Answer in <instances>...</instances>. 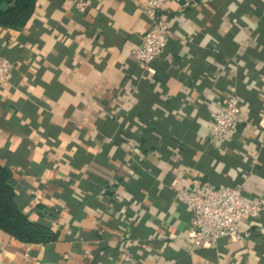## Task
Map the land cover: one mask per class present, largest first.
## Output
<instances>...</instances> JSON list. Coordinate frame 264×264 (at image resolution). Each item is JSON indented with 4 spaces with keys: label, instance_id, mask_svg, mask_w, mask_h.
Segmentation results:
<instances>
[{
    "label": "crops",
    "instance_id": "crops-1",
    "mask_svg": "<svg viewBox=\"0 0 264 264\" xmlns=\"http://www.w3.org/2000/svg\"><path fill=\"white\" fill-rule=\"evenodd\" d=\"M84 5L79 8L78 3ZM145 0H36L0 27V164L19 209L57 233L0 230V264H264V212L243 240L188 251L175 192L197 179L264 197V0H169L171 37L144 73L133 50ZM235 94L245 121L215 144L212 113Z\"/></svg>",
    "mask_w": 264,
    "mask_h": 264
},
{
    "label": "built area",
    "instance_id": "built-area-1",
    "mask_svg": "<svg viewBox=\"0 0 264 264\" xmlns=\"http://www.w3.org/2000/svg\"><path fill=\"white\" fill-rule=\"evenodd\" d=\"M169 0H145L144 15L150 22L148 31L133 50V57L144 73L152 71L153 62L163 52L171 37L164 10ZM83 2L78 3L81 8ZM12 62L0 56V81L7 80ZM245 121L240 99L235 94L212 113L209 134L211 140L222 145L229 141L233 131ZM175 199L184 204L189 214L190 244L188 251L213 248L222 237L243 240L249 236L241 222L257 219L264 212V197L256 202L248 201L239 186H213L203 179L195 180L190 187L175 192ZM123 264L130 262L127 254L121 256Z\"/></svg>",
    "mask_w": 264,
    "mask_h": 264
},
{
    "label": "trees",
    "instance_id": "trees-1",
    "mask_svg": "<svg viewBox=\"0 0 264 264\" xmlns=\"http://www.w3.org/2000/svg\"><path fill=\"white\" fill-rule=\"evenodd\" d=\"M36 0H0V27L20 29L32 16ZM5 57V56H4ZM0 230L24 243L46 244L57 233L27 218L17 205V192L11 184V172L0 164Z\"/></svg>",
    "mask_w": 264,
    "mask_h": 264
},
{
    "label": "water",
    "instance_id": "water-1",
    "mask_svg": "<svg viewBox=\"0 0 264 264\" xmlns=\"http://www.w3.org/2000/svg\"><path fill=\"white\" fill-rule=\"evenodd\" d=\"M45 264H54V263H45Z\"/></svg>",
    "mask_w": 264,
    "mask_h": 264
}]
</instances>
